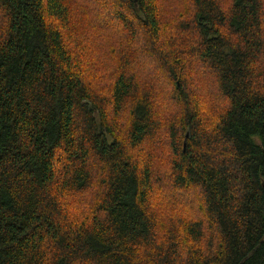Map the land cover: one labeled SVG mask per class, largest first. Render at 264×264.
I'll use <instances>...</instances> for the list:
<instances>
[{
  "label": "trees",
  "instance_id": "1",
  "mask_svg": "<svg viewBox=\"0 0 264 264\" xmlns=\"http://www.w3.org/2000/svg\"><path fill=\"white\" fill-rule=\"evenodd\" d=\"M77 1L0 0V264H264V0H187L186 21L112 0L72 33ZM83 35L114 47L107 86ZM157 191L201 216L161 217Z\"/></svg>",
  "mask_w": 264,
  "mask_h": 264
},
{
  "label": "rangeland",
  "instance_id": "2",
  "mask_svg": "<svg viewBox=\"0 0 264 264\" xmlns=\"http://www.w3.org/2000/svg\"><path fill=\"white\" fill-rule=\"evenodd\" d=\"M79 1V0H78ZM77 2H73L71 4V6H77L78 4ZM159 5L161 6L162 10L166 9L170 12V15H166L167 19L170 21H186L189 19L188 15L185 14L184 15V9H186L187 6V0H157ZM84 4L88 6V9L84 12V16L81 15L79 16V13L76 11L74 12V16L72 21L75 22L77 19L81 18V20H79V22H75V24L71 27V32L74 33L75 30L77 29H81V31L86 30L90 25V23L92 21H97L100 17L101 14H107L109 11V6L112 5V0H83ZM160 8V9H161ZM84 10V9H83ZM172 17H180L181 19H171ZM103 22V21H102ZM111 29V33H115V32H120L119 28H117L116 24L111 25L110 27ZM81 35V34H80ZM72 41L75 42V44L77 46H79V50L82 48V50L77 54L78 55V59L83 63L82 70L84 68L83 73L88 74V73H95V69H93V66L95 65L92 62V58H98L100 61V65H101V71H102V77L100 79V83L102 86H107L111 80L110 79V74L112 71V63L109 60V56L110 54V50L112 48H114L113 46H111L110 44L106 43V47L103 51H99V48L101 46V44L103 43V41H89L88 39L84 38H72L70 39ZM69 40V41H70ZM137 45H133L132 49L135 50V47ZM196 60V65L192 66L193 68H190L187 72L188 74L193 75V73L195 72H199L200 70H202V66H199L197 68V65L199 64V61L197 59ZM204 69V68H203ZM195 75V74H194ZM210 76V73H207L206 76ZM205 77V75L203 76ZM212 78V77H210ZM215 80V78H213ZM154 81L156 82L157 80L154 79ZM166 88V87H165ZM217 89H214L212 91H209V95L212 97L213 95H217L218 93ZM161 96L165 97V100L168 105H167V109H161V113L167 117L170 121H168L164 126L167 128L168 130V123H172V116L174 112V108L175 105L179 106L177 101H172L170 99H168L167 97V93L165 92H161ZM174 105V106H171ZM165 129V128H163ZM180 129V126H179ZM184 132V130L182 129V133ZM179 135L182 137L183 141H185L186 143V138H183L184 136H182L181 132H179ZM158 139H160L156 144H154V147L158 148V153H159V157H158V161L160 160L159 163V167L161 170L166 169L169 165H168V161L172 155H164V151L168 149H170L171 152V140L169 138V133L166 132L165 130H161L158 133ZM168 142V144H167ZM172 146V144H171ZM156 152V151H155ZM168 185V180H166L161 186H167ZM166 190V189H164ZM92 188L89 189L88 194H87V198L90 197L91 192H92ZM173 192L178 196V198H180L179 194L180 192L176 189H173ZM165 193V192H163ZM163 193H160L159 191H157L154 195V203L159 211V215L161 217H165L170 210H172L173 213H176V216L182 213H185L187 215H193V216H201L199 214V210L196 207H194L190 202V200L185 201L184 203H179V201L173 197H171L170 195H164ZM87 200H85L81 205L85 206L86 205ZM182 202V201H181ZM80 209V207H79ZM80 212L82 213L83 216H86V212L83 209H80Z\"/></svg>",
  "mask_w": 264,
  "mask_h": 264
}]
</instances>
